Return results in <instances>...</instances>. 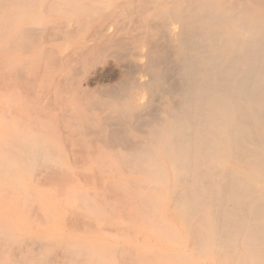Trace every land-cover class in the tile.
<instances>
[{"label": "bare ground", "instance_id": "6f19581e", "mask_svg": "<svg viewBox=\"0 0 264 264\" xmlns=\"http://www.w3.org/2000/svg\"><path fill=\"white\" fill-rule=\"evenodd\" d=\"M108 57L119 81L90 89ZM16 88L47 92L53 109L87 104L128 160L106 161V183L92 177L61 209L41 204L56 234L28 244L50 249L6 264H264V0H0V92ZM40 134L0 143V183L37 202L29 178L66 165ZM14 232L0 225L4 251L26 242ZM149 233L174 249L141 257Z\"/></svg>", "mask_w": 264, "mask_h": 264}, {"label": "rangeland", "instance_id": "374dc122", "mask_svg": "<svg viewBox=\"0 0 264 264\" xmlns=\"http://www.w3.org/2000/svg\"><path fill=\"white\" fill-rule=\"evenodd\" d=\"M123 70L124 68L121 61H117L111 57L103 59L101 62L97 63L94 68H90V71L88 73V75H90L91 77L89 88L93 90L95 88H104L116 84L119 81ZM22 91L23 90L16 88L10 92H0V143H3V145H5V143H7L8 141H15L14 143H21L23 145H26L28 139H34L41 135L40 132H43V135L46 138L55 139V142H57L59 146L62 160L66 163V165H59L51 162L46 166L47 168H39L35 175L29 178L31 191H36L43 194V201L41 200L37 202L38 199H36L35 197L33 199V197L25 195V193H18L15 188H10V185H3L0 183V214L6 216V218H4L0 215V218H3V221L2 219H0V225H10L15 229L14 234L16 235V239L25 240L27 242V244H25L26 242H24L21 246L17 247H10L9 245L6 251H4V245H2L3 243L0 240V264H6L5 259H13V261H19L21 260V258H30L34 256V254L35 256H38V254L42 253L43 251L50 249L48 246H45L40 250L39 253H32L31 247L28 244L42 241L48 243V241L52 240L56 234L53 230V225L51 224L50 218H48L44 210L41 211V204L45 203L46 206L51 210L55 207L57 210L61 209L59 205H62V201L66 200L65 194L72 189L82 187L87 191L91 190L93 184V181L91 179L92 177H95L96 181H98L99 184L104 185V183H106V178L108 177V175L105 170L107 168L112 169L114 167L106 166L107 162L115 163L118 162V160L119 162L128 160H126V158L117 159V157H115L113 145L110 143L111 139H108V137L106 138L105 136H101L100 134L95 132V128H93L91 124L94 123V121L96 123V120H94L95 118L91 119L93 115V113L91 112L92 109L89 108V106H86L87 104H83L82 106H78L76 108L72 107L71 104H66V107L53 109V106L49 103V95L47 92H42L39 88H34L33 90L31 89V91L27 92L25 90L23 92ZM146 101L147 97H145L144 101L142 102ZM46 104H48V106ZM12 110L16 111L12 112ZM95 111L99 112V110ZM55 119L57 120V122H55ZM80 120L83 124L80 123ZM1 130H3L4 132H1ZM88 130H92L90 132H94L95 134L91 136L92 133H87ZM85 136H87L88 138ZM95 138H97L98 140H95ZM23 140L26 141L24 142ZM91 141L93 148L89 146L91 145ZM86 144H89V147ZM86 149L87 151L85 152ZM92 149H94V151ZM163 160L166 159L163 157ZM118 168L124 167L120 166ZM58 171L60 172V174L58 173ZM56 172L57 175H60L62 179H60V177L59 179L57 178L58 176L56 175ZM117 172V175H114V177L116 180H121V182H123L124 179H135L138 182L144 180V177L140 175H129L124 171ZM67 173H69L70 175ZM54 174L56 176H54ZM45 177H48L47 179H51L49 180L50 184L54 183L55 186L51 184L52 187H46L47 184L43 183L46 181ZM87 177L90 179L88 180ZM49 181L47 183H49ZM96 181H94V183H97ZM42 183L43 185L46 184V186H43ZM1 185H3L4 187ZM63 188H65L66 191L65 189L63 190ZM62 191L65 192L63 193ZM14 193H16L18 196H15ZM55 196H57V198ZM46 197H48L49 199ZM53 199L57 203H55ZM10 204L11 206L9 207ZM12 207L13 209H11ZM16 211H18L19 214H17ZM168 215L175 218L177 220L175 222H177V224H179V227L181 228L182 225L177 213L171 210L167 212V216ZM44 219L46 221L45 225L47 223L46 227L43 226L44 221L41 224L42 220ZM69 227H66V233L72 234L74 229ZM151 234L152 233L148 234L146 243H144L142 247H139L141 257H146L148 255L147 252L153 250H159V252L161 253L168 254L170 253V250L174 249L171 244H168V241H166L164 237ZM72 240H74V238L68 239V241L71 242ZM86 241L89 242V239L87 238ZM148 241L150 242V244H148ZM158 261L159 264L167 263L166 260L164 263L163 261H161L160 263L159 259Z\"/></svg>", "mask_w": 264, "mask_h": 264}]
</instances>
